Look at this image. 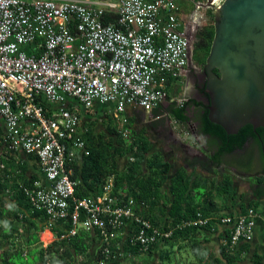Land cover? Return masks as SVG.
<instances>
[{"label":"built area","instance_id":"built-area-1","mask_svg":"<svg viewBox=\"0 0 264 264\" xmlns=\"http://www.w3.org/2000/svg\"><path fill=\"white\" fill-rule=\"evenodd\" d=\"M180 1L0 0V183L8 181L3 194L12 193L14 182L31 208L44 213L49 229L69 220L60 238L97 230L100 255L91 264L118 261L126 241L147 252L172 234L138 216L135 201L114 191L113 175L96 195H76L78 181L68 164L88 154L80 108L89 113L95 105H111L116 131L130 141L123 115L129 108L150 114L165 99L180 102L178 94L168 93L169 86L178 87L188 60ZM18 153L36 159L40 178H14L21 161L13 158L10 168L6 160ZM257 217L252 210L220 217L231 225V246L252 239ZM133 222L140 226L129 233ZM118 237L121 244L113 246Z\"/></svg>","mask_w":264,"mask_h":264},{"label":"trees","instance_id":"trees-1","mask_svg":"<svg viewBox=\"0 0 264 264\" xmlns=\"http://www.w3.org/2000/svg\"><path fill=\"white\" fill-rule=\"evenodd\" d=\"M209 16L213 20L212 10H209ZM213 36L214 25L212 22L210 24L208 23L202 31L203 40L201 47L199 45L198 48L201 51L200 54L203 57L202 59H204L209 52ZM179 89L180 88L177 87V94H179ZM168 93L173 94V91L168 89ZM191 102V100H184L181 105H178L177 102L174 101L171 102V106L165 107L164 111L168 115H172L176 121L185 123L188 119L186 106ZM196 104L199 109L203 110L200 114V130L210 137L209 143H214L217 146V150L213 154V161H215L216 164H225V167L229 168L231 171L227 174H223L222 179L218 181L212 189H201L202 192H200V194L201 196L203 195V200L201 202L197 203L193 199L196 197V189H198L199 186H196L194 180H191V176L187 174L186 168L180 166L171 173L169 162L164 159L161 151L151 150L152 143L146 136L148 127L142 123L139 116L140 112L138 110L134 111L132 115H127L128 121L130 120L131 123L137 125V127L131 131L132 140H130L129 143H127V140L116 131L115 126L112 125V116L105 112L103 113L105 118L102 119V121L106 123L104 129L98 130L96 127L97 121L92 120L91 118L87 123V126L81 129V134L85 141V148L88 150V154L82 155L81 158L79 157L80 159H74L71 164H68L73 170L72 177L79 178V183L76 187V195L84 196L87 195L89 191H99L107 176L113 175L115 181L114 191H119L117 195L122 197L123 200L131 197L135 201L134 212L141 218L148 220L153 227L159 228L162 232L169 229L172 230V234L169 238L167 237L165 241L170 239H173L174 241L177 239H181L182 241L185 240L187 245L193 249L199 263L264 264V253H261L258 249L250 250V242L254 238L257 222L254 225L253 237L250 241L240 240L232 246L230 245L232 228L228 223L227 225L229 228L225 231L226 237L220 245L218 256L210 257L207 252L204 253L203 250L199 249L202 241L198 238L201 236V232L210 229L211 224L215 221L212 217V205L215 204L214 202H216V199L220 202L224 201L228 203H233L235 201L232 178L238 173L233 171L232 167H237L241 171L243 170V163L236 157L230 158L228 162L226 159L223 161V155L232 154L234 149L242 147L246 139L249 136H252L255 144L258 145H254V153H257L258 150V156L260 159L259 163L263 166V172H261V175H264V151L261 150L260 152L259 150V145L261 146V143L258 138L259 135H264V126L257 127L253 130V127L250 124H247L241 127L237 133L227 134L220 125L215 124L208 119V104L205 105L200 102H196ZM159 108H162V103L154 108V113H156ZM80 109L79 113L82 116L85 112L82 108ZM94 109L95 111H101L99 105H95ZM154 109L152 111H154ZM156 116H158V114H156ZM153 124L155 123H151L149 127H153ZM170 146L172 149L175 148L177 151L182 152L181 160L183 164L192 166L195 161L197 162L195 157H189L183 154V149L172 141L170 142ZM126 156H133L134 159L130 160L129 158H125L123 166L121 165V159ZM13 170L11 171L13 172ZM169 173L171 174L170 176ZM20 174L21 171L18 174H14V178L21 179ZM255 178L256 176L254 179ZM167 181V189L164 191L165 189H162V185ZM254 182H256V184H261L260 177L257 180L255 179ZM254 182L250 184L251 187H254ZM7 185V180L0 183V216H6L7 214L10 217L11 220L7 222V228L10 231L12 229H18L17 227L20 225L19 221L28 220V217H25L26 214H29V217H38L39 219L44 220V213L40 210L31 208L24 194L16 189L14 182L10 183V186L12 188L11 198L15 201L16 207H10L6 210V204L2 193L4 192V187ZM82 185L84 186L83 189L81 188ZM252 194L254 198L249 200L247 205L242 208L239 213L248 214L249 210H252V212L256 213L259 217L257 206L263 193L259 190H253ZM213 197H216L215 200L212 199ZM160 201L163 206L160 204ZM215 205L217 209V204ZM199 217L203 219L207 218L206 223H185L187 221H196ZM61 221L60 225L56 224L50 229L55 235V240L48 243L45 247L39 248L38 264H71V254L76 255L80 252H86L89 249L91 240L89 241L87 231L80 230L75 235L60 238L61 235H65L71 225L69 220L65 219ZM219 222L223 224L220 221V218ZM32 224L33 222L29 220L28 227L25 230L29 231L31 230L30 228H32L33 230L41 231L43 227H45L44 224L39 227L34 226V224L32 226ZM22 225H24V223ZM139 226L140 224L136 222L131 223L128 232L132 233L133 231H136ZM44 231L45 230H43L42 233H44ZM9 233L10 232L7 231L3 234V230L0 231V249L1 243L4 239H8ZM91 234L93 236H90V239L95 240L97 230L94 229ZM42 235L43 234L40 236L42 237ZM25 241L29 246L30 243H34L38 241V239L33 235L32 237L28 236V238H25ZM124 245L129 246L128 241H126ZM154 245L155 243L150 246L148 252H151L154 249ZM243 251H247L248 254L244 257H240V254ZM2 252L5 256H8L7 251L4 250ZM99 255L100 247H98L97 252L93 257L98 259ZM168 257L169 256H164L161 259H168ZM208 257L210 258L208 259ZM4 264H6V262H4Z\"/></svg>","mask_w":264,"mask_h":264},{"label":"crops","instance_id":"crops-1","mask_svg":"<svg viewBox=\"0 0 264 264\" xmlns=\"http://www.w3.org/2000/svg\"><path fill=\"white\" fill-rule=\"evenodd\" d=\"M181 82H178V88L181 86ZM172 87L171 90H173V86H169V88ZM101 107V106H100ZM100 112V110H98ZM103 111V110H102ZM136 110H132L129 108L124 116L126 115H132L133 112ZM142 111V110H141ZM143 112V111H142ZM103 113V112H102ZM108 114V113H107ZM104 115V114H103ZM81 119V125L80 128L82 129L83 127L87 126V123L89 122L90 118L92 120H96L97 115L91 111L90 113L83 114ZM105 118V117H104ZM114 120H111L112 125L115 126L118 124L114 123ZM130 120L128 121L129 124ZM175 123H181L179 121H174ZM131 123V122H130ZM184 125V130L188 131V134L191 137V143H184L182 140L174 136L171 130L170 126V121L167 122V128H168V142L166 143L167 146H169L170 149V141L177 143L180 145V147L183 149V154L189 156V157H195L197 159V162L192 164V166H188L186 164H183L181 160V155L182 152H173L170 150L167 152L166 156L163 154V157L166 161L169 162L170 165V172H174L178 167L184 166L187 170V174L191 176V180H194L195 185L199 186L198 189H196V198L197 203L201 202L203 200V195L201 196L200 192L202 190H210L214 187V185L222 179L223 174H227L230 171L229 168L225 167V164H216L215 161H213V154L217 150V146L214 143H209L210 142V137L208 135H194L188 125L185 123H181ZM82 133V132H81ZM82 135V134H81ZM174 137V138H173ZM83 138V137H82ZM156 144L154 143V146ZM168 149V147H166ZM172 148V147H171ZM81 158V155H79ZM17 157L21 161V180H26L28 178H40L41 171L38 162L33 156H27L24 153H18V154H12L10 159L6 160L8 166L10 168L14 167L12 159ZM79 158V159H80ZM204 165V166H203ZM124 166V164H123ZM122 166V168H123ZM241 174V173H240ZM240 174L234 175L233 179V187H234V196H235V201L233 203L231 202H220L219 200L216 199L215 204H217V209L216 205H212V217L214 218V223L211 224L210 229L203 230L201 232V236L198 238L202 241L201 247L199 249L203 250L204 253L207 252L208 256L214 257L219 255V248L222 242L224 241V238L226 237L225 231L228 230L229 226L227 224H221L219 222V218L222 216H227V215H235L239 212H241V209L244 208L248 201L254 198L252 191L253 190H259L260 192L263 193L262 197L258 201V206L257 210L259 212V217L257 218V226L255 229V235L254 238L250 242V250H255L258 249L261 253H264V175L260 174H244L241 176ZM171 174L169 173V176ZM261 175V176H259ZM251 176V178H249ZM256 176V180L260 177L261 179V184H256L254 182V187H251L250 184L252 183L251 179H253ZM77 181L79 183V178H77ZM168 181L162 185V189H165L167 187ZM82 185V189H83ZM202 189V190H201ZM99 191H89L87 195H96L99 193ZM3 199L5 201V209L8 210L10 207L14 208L15 206V201L11 198L10 195H5L2 193ZM216 197H213L212 199L215 200ZM160 204L162 205V202L160 201ZM163 206V205H162ZM23 210V209H22ZM21 210V211H22ZM20 211V212H21ZM26 212L25 210H23ZM23 212V213H24ZM22 213V212H21ZM25 217H28V220H21L20 225H18L17 230H9L7 222H9L10 217L6 214L0 216V231L3 230V234L7 231H9V237L8 239H4L3 242L1 243V249H0V264H38V255H39V248L37 249V245L42 243V246L52 242L55 240V236L51 232V230L46 226L45 221L39 219L38 217L33 218L29 217V214L25 215ZM210 219V218H208ZM32 221L34 226L39 227L41 225H45L43 229L40 231L31 230L27 231L28 227V221ZM24 223V225H22ZM32 224V226H33ZM43 230H48L49 233L44 235L42 233ZM211 230V231H210ZM41 234L42 237L40 236ZM35 235V237L38 239V241L34 243H30L29 246L27 245L25 238H28V236L32 237ZM90 236L92 237L93 235L88 232V238L89 241L91 242V245L89 246V249L86 252H80L78 254H71L70 257V262L71 264H91L93 260V255L97 252V249L99 247V238L96 235L95 240L90 239ZM120 237L115 238L112 241L113 246L117 244H121V241L119 242ZM42 242V243H41ZM186 241H182L181 239L177 240H166L164 242H158L155 243V247L151 252H137L135 249L130 248L129 246L122 245L121 244V258L117 261L116 264H171L170 259L173 258L175 255V251L177 253H181L185 255L187 252L192 254L193 259L191 260H183L181 264H201L199 263L198 259L196 258V255L194 254L193 249L189 247V245H186ZM187 246V247H186ZM7 251L8 256H5L2 251ZM132 252V256L130 258H127L126 256L128 253ZM247 251H243L240 254V257H244L247 255ZM30 256V262H26V258ZM161 256H169L168 259H161L163 257ZM208 257V259L210 258ZM174 261V260H173ZM176 262V259H175ZM110 263V262H108ZM111 263V264H115ZM178 262H176L177 264Z\"/></svg>","mask_w":264,"mask_h":264},{"label":"water","instance_id":"water-1","mask_svg":"<svg viewBox=\"0 0 264 264\" xmlns=\"http://www.w3.org/2000/svg\"><path fill=\"white\" fill-rule=\"evenodd\" d=\"M212 14L207 117L227 134L255 130L264 126V0H221Z\"/></svg>","mask_w":264,"mask_h":264},{"label":"flooded vegetation","instance_id":"flooded-vegetation-1","mask_svg":"<svg viewBox=\"0 0 264 264\" xmlns=\"http://www.w3.org/2000/svg\"><path fill=\"white\" fill-rule=\"evenodd\" d=\"M211 0L208 2L207 0H181L180 1V20H181V31L188 43V60L187 64L184 68V76L182 78L181 87H183L184 95L180 94L181 100L177 102L178 105L184 100H191L192 102L186 106L188 119L185 124L188 125L190 130L194 135H207L204 134L200 129V114L203 110L199 109L196 102L208 104V93H207V73L205 70V60L202 59V55L200 54L199 45L201 47L202 44V31L204 27L209 23H203L199 20L198 11H202L204 14L209 9H212L215 4ZM198 16V19H196ZM202 19V18H201ZM214 72L218 74L217 69H214ZM172 101L170 98L165 99L162 103V107L171 106ZM173 106V105H172ZM160 109V108H159ZM155 112V109L154 111ZM261 146L255 147L264 151V135L258 136ZM258 146L255 144L252 136H249L244 142L242 147L234 149L232 154H225L222 157V160L225 159L227 162L230 158L236 157L242 161L243 170L237 171L238 174L241 172L246 174H259L263 172V166L261 165L258 150L257 153H254L253 147ZM253 149V151H252ZM244 155V156H242ZM247 155V156H246ZM233 169V167H232ZM234 171V170H233ZM236 172V171H235Z\"/></svg>","mask_w":264,"mask_h":264},{"label":"rangeland","instance_id":"rangeland-1","mask_svg":"<svg viewBox=\"0 0 264 264\" xmlns=\"http://www.w3.org/2000/svg\"><path fill=\"white\" fill-rule=\"evenodd\" d=\"M220 2H221V0H214L215 6L218 5ZM209 10H212V9H209ZM209 10L206 11L204 14L202 13V11H198V13H199V15H198L199 16V20L198 21H201L203 23L212 22V19L209 16ZM198 16H197L196 19H198ZM169 89H172V87H170ZM176 90H177V88H176ZM176 90H174V89L172 90L173 94H177ZM180 94L182 96L184 95L183 87H181L179 89V94L176 95V96H180ZM164 108L165 107H162L161 109L157 110L156 113L151 111L150 114L142 112L141 110H138V111L140 112L139 116L141 118L142 123L145 124L148 127L146 136H147V139L152 143V149L151 150L152 151L159 150V151L163 152V154L166 156L167 152H169L172 149L171 147L169 149V146L166 145V143L168 142V137H169L168 136L169 131H168V128H167V122L170 121V126H171L172 133L174 134V136H176L177 138L182 140V142L190 144L191 143V140H190L191 137L189 135H185L184 134V125L181 124V123H177V122L175 123L174 122L175 119L173 118V116L170 115V114L168 115L164 111ZM111 109H112V106L109 105V104H105V105L101 106V111L100 112L98 110L95 111L94 108L91 109V111L94 114L97 115L96 121H97L98 125L96 124V127H97L98 130L104 129V126L106 125V123H104V121H102V119H104L103 113L105 112V113L111 114ZM156 114H158V116H156ZM151 123H155V124H153L154 125L153 127H149L151 125ZM136 127H137L136 124L129 122V128L131 129V131L133 129H135ZM130 137L132 138V134H130ZM133 140H134V137H133ZM127 143H129V140H127ZM154 143L156 144L155 146H154ZM177 146L180 147V145L178 143H177ZM166 147H168V149ZM172 151L173 152H178L175 148H173ZM125 158H128V157L126 156V157H123V159H121L122 160L121 165L124 164L123 161H125ZM233 170L237 172L240 169H238L237 167L233 166ZM244 174L245 173L241 172L240 175L243 176ZM249 178H251V176H249ZM251 181L254 182L255 179L253 178V179H251ZM193 199L196 202L198 200L196 197H194ZM47 233H49V231L45 230L43 234L46 235ZM43 244H45V243H42V245ZM42 245L41 244L37 245V249H38V247L41 248ZM30 259H31L30 256L27 257L26 258V262L29 263L31 261ZM175 259H176V262H178L177 264H181L183 260H186V259L187 260L188 259L191 260V259H193V256H192V254H190L188 252L185 255H183V254L177 253L175 251V255L173 256V258L170 259L171 264H176ZM22 264H24V263L22 262Z\"/></svg>","mask_w":264,"mask_h":264},{"label":"clouds","instance_id":"clouds-1","mask_svg":"<svg viewBox=\"0 0 264 264\" xmlns=\"http://www.w3.org/2000/svg\"><path fill=\"white\" fill-rule=\"evenodd\" d=\"M52 232V231H51Z\"/></svg>","mask_w":264,"mask_h":264}]
</instances>
